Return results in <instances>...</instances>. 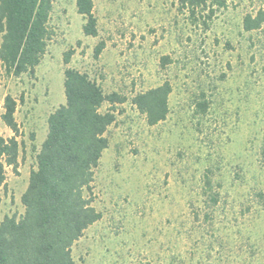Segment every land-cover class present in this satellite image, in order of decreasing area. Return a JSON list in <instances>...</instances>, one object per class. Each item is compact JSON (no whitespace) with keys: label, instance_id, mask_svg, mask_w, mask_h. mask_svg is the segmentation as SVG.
<instances>
[{"label":"rangeland","instance_id":"1","mask_svg":"<svg viewBox=\"0 0 264 264\" xmlns=\"http://www.w3.org/2000/svg\"><path fill=\"white\" fill-rule=\"evenodd\" d=\"M52 2L55 37L35 76L0 81V103L17 101L25 144L18 169L6 170L0 219L24 214L49 115L66 103L69 67L106 95L127 97L115 106L95 173L103 217L74 245L76 264H264V27L246 33L242 25L264 0H227L197 25L178 0H94L97 37L84 34L75 0ZM166 56L172 62L162 67ZM165 81L170 113L149 126L132 98ZM0 132L14 136L2 122ZM207 173L217 204L204 194Z\"/></svg>","mask_w":264,"mask_h":264},{"label":"trees","instance_id":"2","mask_svg":"<svg viewBox=\"0 0 264 264\" xmlns=\"http://www.w3.org/2000/svg\"><path fill=\"white\" fill-rule=\"evenodd\" d=\"M178 1L194 25L200 18L210 19L216 11L228 8L227 0ZM75 2L78 14L86 21L84 34L97 37L94 0ZM52 11V0H0V81L4 73L35 76L55 37L50 22ZM242 25L246 33L260 31L264 27V8L246 14ZM104 48L105 43L101 42L95 49V58ZM73 54V50L64 53L65 65L71 63ZM171 62L170 57H163L162 67ZM64 77L66 103L49 115L47 137L21 198L24 214L19 219H0V264H76L74 245L103 217L95 206V173L109 147L106 134L116 122L115 106L124 104L127 97L118 93L106 95L95 80L69 67ZM171 93L172 85L165 81L136 93L132 104L149 126H156L170 113ZM105 103L111 107L103 113ZM198 107L205 112L207 103L200 102ZM16 110L17 101L10 95L0 103V122L14 133L5 138L0 132V205L6 170L18 169L25 147L18 139ZM212 180L208 173L204 176V194L217 204Z\"/></svg>","mask_w":264,"mask_h":264}]
</instances>
